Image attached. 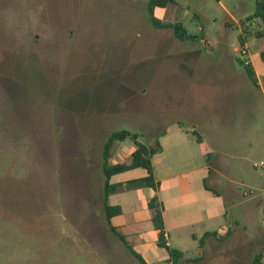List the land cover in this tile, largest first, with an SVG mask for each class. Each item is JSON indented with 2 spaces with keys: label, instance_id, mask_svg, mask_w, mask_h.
<instances>
[{
  "label": "rangeland",
  "instance_id": "rangeland-1",
  "mask_svg": "<svg viewBox=\"0 0 264 264\" xmlns=\"http://www.w3.org/2000/svg\"><path fill=\"white\" fill-rule=\"evenodd\" d=\"M148 2L0 0V264H139L104 216L112 133L153 144L180 125L203 134L212 122H256L264 131V80L253 86L239 60L260 72L263 47L239 43L240 26L257 28L246 22L256 0H175L155 11L193 41L156 28ZM133 148L115 141L109 163H128ZM263 199L252 201L245 231L220 218L219 254L198 264H251L264 244ZM183 241L193 260L197 243Z\"/></svg>",
  "mask_w": 264,
  "mask_h": 264
},
{
  "label": "crops",
  "instance_id": "crops-1",
  "mask_svg": "<svg viewBox=\"0 0 264 264\" xmlns=\"http://www.w3.org/2000/svg\"><path fill=\"white\" fill-rule=\"evenodd\" d=\"M251 40L257 49L263 47L264 52V38L261 45L256 39ZM258 61L260 72L254 73L256 80L260 81L264 78V65L260 57ZM212 123L211 130L203 134L188 131L182 125L174 132L165 130L159 141L161 152L151 159L156 189L117 188L107 198L110 206L120 210L110 219L111 226L146 264H167L173 261L170 252L179 253L182 264H198L205 253L216 256L219 254L217 237L220 238L222 234L216 236L214 229L218 226L217 232L222 230L220 218L228 219L227 228L232 223L238 227L242 225L241 229L245 231L247 217L253 213L252 201L264 195L263 129L256 122ZM207 140H210L212 148L211 145L207 146ZM120 161L121 158L113 164ZM141 171L138 177L112 182L122 174L116 175L111 182L123 186L144 176L145 172ZM243 187L248 188V194L242 191ZM153 197L162 205L163 226L169 238V248L157 245L158 232L153 228L151 210L148 208ZM260 201L264 223V199ZM188 234L190 240L197 243L193 260L187 258L183 246V236L188 237ZM260 240L264 241V237Z\"/></svg>",
  "mask_w": 264,
  "mask_h": 264
},
{
  "label": "trees",
  "instance_id": "trees-1",
  "mask_svg": "<svg viewBox=\"0 0 264 264\" xmlns=\"http://www.w3.org/2000/svg\"><path fill=\"white\" fill-rule=\"evenodd\" d=\"M174 2L175 0H149L148 15L150 17V20L156 28L170 29L173 35L175 36V38L178 39L179 41H193L194 38L187 34L186 28L183 26V24L165 23L154 17V10L156 8H165L168 4H172ZM254 20H257L259 22L258 27L254 32L250 31L249 25L247 26L249 28L245 27L242 28L241 30L242 31L241 34L243 35V37L242 36L239 37V43L242 46V48H244L245 41H247L250 37L252 39H256L259 42V45H261L262 39L264 38V0H256L253 14L246 18V22L248 23ZM241 53L242 52H240V54ZM259 57L264 65V52H260ZM239 60H240V64L245 68V71L252 85L257 86V80L255 78V73L251 65L244 60L241 59ZM126 138L132 139L134 143V149L130 155L129 163L110 164L108 160L112 145L114 144L115 141L122 142ZM160 152H161V146L158 140L154 141L153 144H143L139 141L137 134L122 130L118 132H114L108 137L107 141L104 144L103 152H102L101 172L104 178L103 189H102L103 192L102 204H103V209H104L103 211H104L106 223L109 231L117 237V239L125 246V248L129 251L131 256L139 264H146V263L139 255L133 252V250L127 245L124 237L121 234H119L117 230L113 228L110 224V219L112 218V216L118 214L120 210L116 207L110 206L107 202V198L111 193L115 192L117 188H120L121 190H131L140 187H148L155 190L157 183H155L154 180L151 159L153 156L159 154ZM137 169L143 170L145 172V175L140 178H136L132 181H129L123 186L122 185L118 186L111 183V179L114 176ZM148 208L151 210V223L153 225V228L155 229V231L158 232L157 245L160 248H165L164 239H163L164 226H163V217H162V205L160 204V202H158L156 197H153L148 203ZM169 254L173 260L171 261L172 264H177V262L180 259V254L175 252H170ZM263 261H264V246L261 249V252L253 257L251 264H264Z\"/></svg>",
  "mask_w": 264,
  "mask_h": 264
},
{
  "label": "built area",
  "instance_id": "built-area-1",
  "mask_svg": "<svg viewBox=\"0 0 264 264\" xmlns=\"http://www.w3.org/2000/svg\"><path fill=\"white\" fill-rule=\"evenodd\" d=\"M242 53L240 54V56H242V54L245 53V50L241 51ZM163 239H164V246L165 248H169L170 244H169V238L166 232H163ZM168 264H172V262H168Z\"/></svg>",
  "mask_w": 264,
  "mask_h": 264
}]
</instances>
